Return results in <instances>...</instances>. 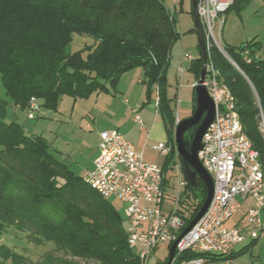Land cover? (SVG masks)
I'll list each match as a JSON object with an SVG mask.
<instances>
[{
	"label": "trees",
	"instance_id": "trees-1",
	"mask_svg": "<svg viewBox=\"0 0 264 264\" xmlns=\"http://www.w3.org/2000/svg\"><path fill=\"white\" fill-rule=\"evenodd\" d=\"M242 1L234 0L229 8H241ZM73 34L89 40L69 52ZM178 36L173 13L162 0H0V81L10 100L0 98V234L12 227L33 242H52L66 254L85 257V264H139L127 246L124 220L114 206L58 160L42 136L27 134L21 124L7 120V107L9 103L29 107L35 99L41 108L55 109L61 96L107 92L121 74L142 66L147 92L156 86L158 110L175 146L165 70ZM260 49L256 40L225 47L233 64L212 46L207 62L234 96L240 123L264 171V58L257 55ZM201 67L199 47L188 68L198 79ZM192 101L194 111L195 91ZM195 128L185 131L187 149ZM186 188L197 201L185 226L206 195L201 180L194 186L187 182ZM242 252L207 256L185 251L175 261L203 256L220 262ZM22 261V255L0 244V264ZM41 264L76 263L49 257Z\"/></svg>",
	"mask_w": 264,
	"mask_h": 264
},
{
	"label": "built area",
	"instance_id": "built-area-1",
	"mask_svg": "<svg viewBox=\"0 0 264 264\" xmlns=\"http://www.w3.org/2000/svg\"><path fill=\"white\" fill-rule=\"evenodd\" d=\"M196 1L208 50L212 42L216 43L213 29L214 25L221 26L219 15L226 12L234 0ZM178 4L177 0H173V12ZM204 84L215 104V112L202 136V148L198 155L212 178L213 192L202 216L179 239L195 208L194 203L184 208L188 195L187 180L180 161H176V180L172 182L166 173L167 168L146 161L142 151L136 150L117 129H107L99 132L97 156L92 169L83 176L84 182L101 197L113 196L125 204L126 243L139 264H149L151 253L159 245L165 244L170 248L175 241L170 264H218L203 256L179 263L175 259L185 251L207 256H228L233 252V247L245 239L243 231L236 225L226 224L241 209L238 197L252 201L245 211L251 236L264 228V171L258 152L243 130L234 96L219 81L217 70L211 62L206 64ZM28 108L34 112L40 110L35 99H31ZM137 112V109H133L134 120L142 124ZM178 122L176 117L175 123ZM155 149L168 156L173 146L160 142ZM232 260L226 257L220 261L222 264H232Z\"/></svg>",
	"mask_w": 264,
	"mask_h": 264
},
{
	"label": "rangeland",
	"instance_id": "rangeland-1",
	"mask_svg": "<svg viewBox=\"0 0 264 264\" xmlns=\"http://www.w3.org/2000/svg\"><path fill=\"white\" fill-rule=\"evenodd\" d=\"M177 1L180 5L173 12V0H162L166 8L173 12L175 27L179 33L177 41L171 47L165 74L170 107L180 122L193 113V84L196 83L197 78L188 68L190 61L188 56L196 58L199 47L194 30L191 0ZM219 19L221 20L220 28L216 23L213 29L216 43L212 42L210 47H216L230 61L224 50L225 47L238 46L244 42L256 40L261 44L257 55L264 58V0H243L241 8L232 6L221 13ZM88 40V37L73 34L68 51L72 52L81 48ZM180 68L183 69L182 73ZM142 78H145L144 69L142 66H136L121 74L114 86L111 84L108 86L107 92L92 93L86 97L77 98L64 95L58 99L55 109L40 107L38 112H34L28 107H14L9 103L7 120H14L21 124L27 134L42 136L49 143L58 160L66 164L75 174L84 176L92 169L93 160L97 156L100 131L117 129L134 145L136 137H144L146 131L152 128L151 124L144 121L145 115L149 114L151 119L159 121L157 118L160 114L153 105L156 90L152 88L153 91L150 92L149 97H144L147 82L138 80ZM0 98L10 101L1 81ZM142 102H144L143 108L140 109ZM133 109L138 110L137 113L142 117V124L134 120ZM165 137L164 139L167 140ZM144 151L147 161L158 162L157 164L161 165L162 155L152 149L151 144ZM175 165L176 157L174 156L165 167L172 182L176 180ZM186 192L188 195L184 208L190 207L197 201L193 192L189 189ZM106 199L124 220L125 204L113 196ZM238 200L242 205L241 209L226 224L236 225L243 231L245 239L233 247L235 251L243 249V252L232 260V264H264V232L260 234L257 232V238L253 241L254 238L248 231L249 222L245 216V211L252 201L242 197H238ZM0 244L22 255L24 264H41L49 257L85 264V257L66 254L52 242H33L25 232L15 231L12 227L0 234ZM168 252L169 248L165 244L159 245L151 253L148 263H163ZM218 264H222L221 261Z\"/></svg>",
	"mask_w": 264,
	"mask_h": 264
},
{
	"label": "water",
	"instance_id": "water-1",
	"mask_svg": "<svg viewBox=\"0 0 264 264\" xmlns=\"http://www.w3.org/2000/svg\"><path fill=\"white\" fill-rule=\"evenodd\" d=\"M192 16L194 21V28L196 31L198 45L202 54V67L196 83L194 85L195 91V108L191 116L182 119L175 127L173 132V139L175 142L176 154L182 160L184 167V175L191 186L197 184L198 180H201L205 189L206 195L202 204L190 220L187 226L180 233L178 239L184 235L192 226L199 220L204 211L206 210L213 192V181L209 173L202 166L199 159V151L202 148L201 139L202 136L211 123L214 112L215 104L209 95V92L204 84L206 76V64H207V48L204 43L202 27L197 13V1L191 0ZM231 61V60H230ZM232 62V61H231ZM233 63V62H232ZM234 64V63H233ZM196 126L194 134L192 136L190 146L187 149L185 145V131L189 127ZM177 239V240H178ZM176 241L170 246L167 261L165 264H170L175 252Z\"/></svg>",
	"mask_w": 264,
	"mask_h": 264
},
{
	"label": "crops",
	"instance_id": "crops-1",
	"mask_svg": "<svg viewBox=\"0 0 264 264\" xmlns=\"http://www.w3.org/2000/svg\"><path fill=\"white\" fill-rule=\"evenodd\" d=\"M179 5V4H178ZM145 78H142V79H138L140 81L143 82ZM153 90H156V92H154L155 94V97H154V107L155 109L157 110V112L160 114V117L157 118L159 119V121L155 120V119H151L150 118V115L147 114L145 115V118H144V121L147 123V124H151L152 125V128L150 131H146V134L144 135V137H136V141H135V144H134V147L136 150L138 151H142L143 153V158L145 159V151L144 149L149 145L151 144V148L158 151L157 149H155V146L160 143V142H163V143H168L170 144L171 146H173V143H172V140L170 139V134L168 133L167 131V125L165 124L166 123V120L163 118V115L161 114V112L158 110V106H157V103H158V93H157V89H156V86H153L152 87ZM150 90V92H152L153 90ZM150 92H147V89L144 90V97L150 95ZM168 93H167V90H166V97L168 98ZM169 99V98H168ZM143 104L144 102H142V104L140 105V109L143 108ZM142 118V117H140ZM175 116H174V124L172 125L173 128V132H174V129L176 127V123H175ZM173 135V133L171 134V136ZM166 136V137H165ZM164 137L167 139L165 140ZM173 137V136H172ZM126 139V138H125ZM149 141H152V142H149ZM174 141V139H173ZM159 152V151H158ZM172 154L171 155H168V156H164L162 155L160 152V154L162 155V159L160 161L161 165L160 166H163V167H167L168 163L171 161L172 158H174V156L176 157V161H179V158L177 157V154H176V149H175V146H173V149H172ZM146 160V159H145ZM147 161V160H146ZM149 162V161H148ZM155 164H157L156 162H154ZM263 218V217H262ZM249 229V228H248ZM259 233V231H256L255 234L251 237L253 238H256V233ZM233 251L235 252V250L233 249Z\"/></svg>",
	"mask_w": 264,
	"mask_h": 264
}]
</instances>
